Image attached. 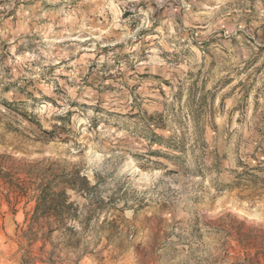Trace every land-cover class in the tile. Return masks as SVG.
Listing matches in <instances>:
<instances>
[{
	"label": "rangeland",
	"instance_id": "obj_1",
	"mask_svg": "<svg viewBox=\"0 0 264 264\" xmlns=\"http://www.w3.org/2000/svg\"><path fill=\"white\" fill-rule=\"evenodd\" d=\"M0 264H264V0H0Z\"/></svg>",
	"mask_w": 264,
	"mask_h": 264
},
{
	"label": "trees",
	"instance_id": "obj_2",
	"mask_svg": "<svg viewBox=\"0 0 264 264\" xmlns=\"http://www.w3.org/2000/svg\"><path fill=\"white\" fill-rule=\"evenodd\" d=\"M75 187H73L74 189ZM51 189L46 188V189H42L39 191V193L37 194V206L36 208H40L43 207V209L45 211H49V210H55V212H57V221L58 222H62L63 217L62 215H58L61 214V211H58L60 208H62L63 204L66 203L68 197L65 193V190H60L55 194H51ZM52 196V197H51ZM55 197V199H54ZM56 201L60 202V203H56ZM66 205V204H65Z\"/></svg>",
	"mask_w": 264,
	"mask_h": 264
}]
</instances>
